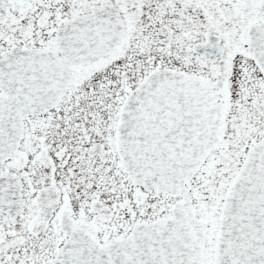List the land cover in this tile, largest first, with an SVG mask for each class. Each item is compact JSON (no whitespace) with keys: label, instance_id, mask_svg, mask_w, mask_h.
Listing matches in <instances>:
<instances>
[{"label":"snow or ice","instance_id":"1","mask_svg":"<svg viewBox=\"0 0 264 264\" xmlns=\"http://www.w3.org/2000/svg\"><path fill=\"white\" fill-rule=\"evenodd\" d=\"M0 264H264V0H0Z\"/></svg>","mask_w":264,"mask_h":264}]
</instances>
